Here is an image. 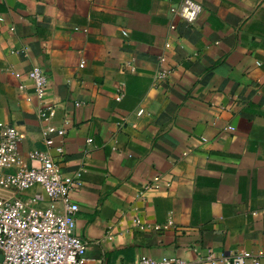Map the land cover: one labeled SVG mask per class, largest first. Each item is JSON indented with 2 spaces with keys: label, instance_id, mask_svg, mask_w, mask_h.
Instances as JSON below:
<instances>
[{
  "label": "crops",
  "instance_id": "1",
  "mask_svg": "<svg viewBox=\"0 0 264 264\" xmlns=\"http://www.w3.org/2000/svg\"><path fill=\"white\" fill-rule=\"evenodd\" d=\"M180 1L0 0V122L21 135V165L47 150L79 178L75 233L97 264H226L244 251L264 264V0H195L191 25L171 11ZM162 53L172 71L157 83ZM48 127L64 130L49 148ZM32 195L47 200L0 186Z\"/></svg>",
  "mask_w": 264,
  "mask_h": 264
},
{
  "label": "built area",
  "instance_id": "2",
  "mask_svg": "<svg viewBox=\"0 0 264 264\" xmlns=\"http://www.w3.org/2000/svg\"><path fill=\"white\" fill-rule=\"evenodd\" d=\"M171 11L187 25L197 19L201 5L195 0H181ZM171 30L175 29L170 24ZM164 49H170L171 43L166 41ZM159 68L155 74L158 83L166 79L172 68L164 53L158 57ZM34 87V94L43 99L47 90V77L39 66L32 67L27 73ZM38 115L43 120L51 118L55 113L53 105L41 106ZM137 110V115L143 114ZM228 129L233 127L228 126ZM56 132L63 134V129L48 127L43 134L46 147L53 145V139L47 134ZM20 133L13 125L0 122V186L6 190L22 193L31 186H39L47 197L46 202L36 195L0 197V264H97L86 256L87 243L75 233L76 212L78 205L71 200L72 188L80 185L77 176L64 174L57 160L47 151L33 149L28 157L36 160L38 165L26 167L21 165L18 151ZM61 154V146H54ZM147 188L151 184H147ZM140 224V218H135ZM172 223L167 221V228ZM247 259L252 264H260L251 253L244 251L226 259V264H244ZM136 264H185L177 256H163L155 259L141 255Z\"/></svg>",
  "mask_w": 264,
  "mask_h": 264
}]
</instances>
